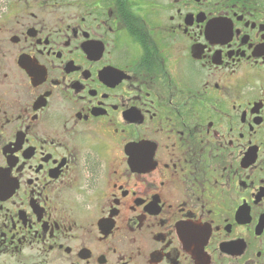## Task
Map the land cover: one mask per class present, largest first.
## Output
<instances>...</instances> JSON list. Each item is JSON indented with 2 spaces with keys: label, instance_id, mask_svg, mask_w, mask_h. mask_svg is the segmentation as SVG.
I'll list each match as a JSON object with an SVG mask.
<instances>
[{
  "label": "flooded vegetation",
  "instance_id": "1",
  "mask_svg": "<svg viewBox=\"0 0 264 264\" xmlns=\"http://www.w3.org/2000/svg\"><path fill=\"white\" fill-rule=\"evenodd\" d=\"M0 264H264V0H0Z\"/></svg>",
  "mask_w": 264,
  "mask_h": 264
}]
</instances>
